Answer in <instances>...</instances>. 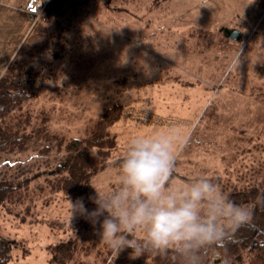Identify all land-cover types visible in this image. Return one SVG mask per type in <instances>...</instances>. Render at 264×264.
Segmentation results:
<instances>
[{
  "label": "rangeland",
  "instance_id": "obj_1",
  "mask_svg": "<svg viewBox=\"0 0 264 264\" xmlns=\"http://www.w3.org/2000/svg\"><path fill=\"white\" fill-rule=\"evenodd\" d=\"M48 12L56 20L48 33L59 35L52 42L58 81L75 85L57 89L62 96L54 99L43 89L47 99L30 98L9 116L29 119L24 134L31 139L20 154L0 156L5 178L27 180L0 205L7 264H48V247L69 239L94 244L79 263L108 257L111 249L93 226L71 218L74 200L57 192L62 174L54 166L62 155L57 138L85 137L109 106H122L109 128L116 147L83 196L89 208L92 187L115 186L117 168L109 165L126 140L168 128L191 133L174 182L206 175L230 193L264 178V0H74L56 15ZM223 29L237 35L226 38ZM40 60L54 62L43 54ZM136 260L122 251L113 262Z\"/></svg>",
  "mask_w": 264,
  "mask_h": 264
},
{
  "label": "clouds",
  "instance_id": "obj_2",
  "mask_svg": "<svg viewBox=\"0 0 264 264\" xmlns=\"http://www.w3.org/2000/svg\"><path fill=\"white\" fill-rule=\"evenodd\" d=\"M191 139L178 129L130 136L118 160L115 186L68 200L71 218L82 217L119 254L154 253L172 264H202V254L225 242L252 217V205L236 203L206 175L174 182L177 155ZM264 199V197H262Z\"/></svg>",
  "mask_w": 264,
  "mask_h": 264
},
{
  "label": "trees",
  "instance_id": "obj_3",
  "mask_svg": "<svg viewBox=\"0 0 264 264\" xmlns=\"http://www.w3.org/2000/svg\"><path fill=\"white\" fill-rule=\"evenodd\" d=\"M17 85L18 81L14 80L10 83L5 77L0 83V156L20 154L27 148L31 139L30 134H24L25 125H30L29 119L22 121L18 120L15 115H13L15 117H9L14 110L21 108L32 97L30 88H25V86L21 88ZM121 116V105L109 106L104 109L85 137L80 139L57 138V146L59 150H62L61 158L59 157L60 159L54 166V173L62 174L61 182L56 187L57 192L73 200L89 192L92 178L106 166L112 157V152L116 147V138L109 133V128L118 122ZM48 151L49 148L44 147L39 150V154L43 156ZM25 181L27 180L22 183L7 179L0 169V205L22 185L24 186L27 183ZM229 194L238 204L254 206L251 220L226 241L223 247H209L202 254V264H210L214 251L218 252L224 264H264V199H262L264 178L257 185L242 191L233 190ZM93 245L84 247L78 240L69 239L49 246L48 264H82L79 263L80 256L82 254L88 256ZM125 251L134 255L130 249ZM107 254L108 257L105 256L102 259V264L118 263V261L113 262L115 252L109 250ZM10 258V243L0 237V264H7ZM136 258L134 264H172L171 256L165 259L154 253H144Z\"/></svg>",
  "mask_w": 264,
  "mask_h": 264
},
{
  "label": "crops",
  "instance_id": "obj_4",
  "mask_svg": "<svg viewBox=\"0 0 264 264\" xmlns=\"http://www.w3.org/2000/svg\"><path fill=\"white\" fill-rule=\"evenodd\" d=\"M28 2L29 0H0V83L4 77L10 83L16 80L18 87L25 86L35 90L31 97L34 99L45 100L42 90L48 89L50 91L48 98L54 99L62 96V92L57 93V89L65 86L72 88L75 84L58 81L55 63L60 55L52 46V42L58 41L59 35L48 33L52 23L55 24L56 21L48 11L51 8L52 15H56L71 2L40 0L44 8L38 17L28 14L26 11ZM42 23L45 24L43 29ZM44 32L48 38L42 40V36L45 37ZM41 54L54 62L52 64L41 62ZM63 69L66 72L65 67Z\"/></svg>",
  "mask_w": 264,
  "mask_h": 264
},
{
  "label": "built area",
  "instance_id": "obj_5",
  "mask_svg": "<svg viewBox=\"0 0 264 264\" xmlns=\"http://www.w3.org/2000/svg\"><path fill=\"white\" fill-rule=\"evenodd\" d=\"M43 8L44 6L41 4L40 0H29L26 11L33 17H38ZM210 264H224L217 251L213 252Z\"/></svg>",
  "mask_w": 264,
  "mask_h": 264
},
{
  "label": "water",
  "instance_id": "obj_6",
  "mask_svg": "<svg viewBox=\"0 0 264 264\" xmlns=\"http://www.w3.org/2000/svg\"><path fill=\"white\" fill-rule=\"evenodd\" d=\"M223 33L225 34V36L227 37V38H231V39H233L235 36H234V34L236 33V32H234V31H230V30H227V29H224L223 30Z\"/></svg>",
  "mask_w": 264,
  "mask_h": 264
},
{
  "label": "flooded vegetation",
  "instance_id": "obj_7",
  "mask_svg": "<svg viewBox=\"0 0 264 264\" xmlns=\"http://www.w3.org/2000/svg\"><path fill=\"white\" fill-rule=\"evenodd\" d=\"M224 30V29H223ZM223 30H222V33H223ZM227 30H229V29H227ZM230 31H232V30H230ZM223 35L225 36V34L223 33ZM235 35H237L236 33L234 34V36ZM226 37V36H225ZM227 38V37H226ZM229 39H231V38H229Z\"/></svg>",
  "mask_w": 264,
  "mask_h": 264
}]
</instances>
